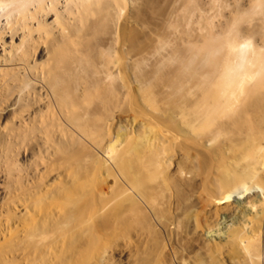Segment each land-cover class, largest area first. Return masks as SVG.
<instances>
[{
    "label": "bare ground",
    "instance_id": "bare-ground-1",
    "mask_svg": "<svg viewBox=\"0 0 264 264\" xmlns=\"http://www.w3.org/2000/svg\"><path fill=\"white\" fill-rule=\"evenodd\" d=\"M138 1L121 22L119 0H0L10 51L22 53L11 69L21 82L16 100L0 104V120L12 111L16 119L14 163L0 165L8 178L0 215L17 229L0 259L81 256L96 242L95 229L113 231L117 218L129 231L149 232L174 264L210 249L231 259L243 250L249 259L239 264H264V0L239 5L218 25L202 17L203 0H166L164 7L156 6L161 0ZM144 8L155 19L153 37L143 31ZM69 15L79 16L76 33L84 30L89 41L87 66L54 54L52 45L74 39ZM35 16L44 30L36 37L39 29L27 27ZM42 38L52 50L43 66L26 58ZM37 89L49 93L52 111L39 127L24 104ZM131 97L139 103L135 114L115 120L108 109ZM119 129L128 135L120 132V143ZM35 146L46 152L42 173L39 160L34 167L22 163L36 158ZM198 177L201 191L193 192ZM184 195L188 210L179 203ZM232 205L248 214L238 234L207 226L212 212L219 217ZM52 207L62 212L56 220ZM154 224L168 242L158 239Z\"/></svg>",
    "mask_w": 264,
    "mask_h": 264
},
{
    "label": "rangeland",
    "instance_id": "rangeland-1",
    "mask_svg": "<svg viewBox=\"0 0 264 264\" xmlns=\"http://www.w3.org/2000/svg\"><path fill=\"white\" fill-rule=\"evenodd\" d=\"M112 1L114 2L115 0H112ZM121 1L123 4L125 3V10H123L121 13L122 19L120 18L121 22H123L125 16H128V12H130L133 9V7L137 6V2L139 3L138 6H140L141 1H138V0H136V1L135 0L134 1L119 0L120 3H121ZM161 1L156 3L157 7L162 6L164 3L166 4V0H164V1L161 0ZM203 1H204V5H203V2L201 4L199 1V4H201V8L204 12L202 17H204L205 19L208 18L207 20L212 21V23L215 25H218L221 22H223L225 19H227L228 17H231L239 5L245 4V2H248L249 0H218L216 3H214L215 2L214 1V2H211L210 4L205 3V0H203ZM165 4L163 5V7L166 6ZM72 9L75 11V8L72 7ZM145 9L146 8H144V12L145 11L147 12V14H146L147 17L146 16H144V17H145V20L147 21V19H148V22H149V19L152 16V15H150L151 9H146V10ZM148 12H149V14H148ZM73 13H75V12H73ZM0 15H1V11H0ZM129 16H130V13H129ZM78 17H79L78 15H69V17L67 19L68 22H66L67 20H65V25L68 26L72 31L75 32L74 39H71V40L65 39V41L60 43L58 46L52 45V47L54 48V54L60 55L58 60H60V61L61 60H72V61H74V60L80 59L83 61L82 64L87 66L92 62V60L89 58V53H87V47H89V46H87V44L89 43V41L87 40V36H82V35H84V30H81V31L76 33V31L79 30L82 26V23H75V24L73 23V19H78ZM94 18H95V15H89V19H94ZM152 18H153V16H152ZM39 19H41V18H39ZM46 19L48 20V23L49 22L52 23L54 17L52 15H50ZM151 20L155 21L154 18ZM151 20L149 23L147 22L143 26V28H144L143 31H144L145 35L150 33L149 35H151V37H153V35L150 32V28H151V26H153L152 24L155 22L152 23ZM0 21H1L0 27H2V29L0 28V38H1L0 39V104L2 103L4 105L5 102L8 104L9 103L13 104L14 101L16 100L17 93L19 91L18 85L21 82H20V77L19 78L17 77L16 79L12 80L11 75L13 72L11 71V69L19 66V64L21 63L20 59H21L22 53L16 52V51H10L11 50L10 49L11 40H10V30H9L10 26H7L3 29L5 21H6L5 16L4 17L2 16L0 18ZM202 21H204V20H202ZM13 22H14V20H13ZM202 23L203 22H201V24ZM36 24H37L36 16L32 21H28V23H27V27H29V28L31 27L33 29H39L36 33H33L34 37L41 35V33L43 35V31H44L41 27H36ZM14 26H15V28L17 27V29H18V31H17L18 34L16 36L17 37L21 36L22 35L21 26L20 25H14ZM75 26L77 27L76 30L74 29ZM134 27H136V26H134ZM194 27H196V25L193 26V29H194ZM136 28H138L140 30V27H136ZM8 32H9V34H8ZM48 38L51 39L50 36ZM44 40H45V38H42L39 42H37V44H38L37 49L34 50L33 47L30 48V50L28 52V56L26 57L28 59V61H31V60L35 61L37 64H40L41 66H43L42 64L47 60V58L49 60L50 57L48 56V54L52 53L51 45H50V47H48V44H45L43 42ZM75 40H76V42H75ZM74 42L77 43L78 45H76ZM18 43H19V38L14 39V44H18ZM3 45H4V50H3ZM32 45H35V44H32ZM119 47H118V43H116V45H114V50L115 51L121 50L122 48L121 47L119 48ZM83 50H84V52H83ZM54 57L56 59V56H54ZM113 60L116 61L115 58ZM59 65H60L59 68L61 69L60 63H58L57 68ZM49 66L51 69H54V67H56L54 63H51V65H49ZM36 92H37V94L32 96V98H30L29 102H28V99H26L24 104H28L29 105L28 108L31 111L29 113V114H31V119H32L30 124H32V125L34 124L36 127H39L38 125H39L40 120L43 119V120H46L48 122L49 118L52 116V111L49 108V105L51 103V101H50L51 98H50L49 93H46L45 89H43V90L37 89ZM36 103H38V104H36ZM137 104H139V103H138L137 99L134 97L123 98L121 100V102H119V104L116 106V108L110 107L108 109V112L110 114H114L115 120L118 117L121 120L122 119L125 120V116L127 119V116L130 118L132 115L135 114V111L137 110V107H136ZM21 106L22 105L20 104V105L14 107L13 109L17 111L18 108L20 109ZM48 108L50 109L49 111H48ZM11 113H13V111L9 112L10 115L7 113L4 117V119L2 118L0 120V165H2V166L5 163L12 165L14 163V160H15L14 154L16 152V146H15L14 136L12 135L13 134L12 133V130H13L12 126L14 123H16V119ZM35 113H36V116H35L36 119H33L32 115ZM24 115H25V113H23V116ZM34 121H36V122H34ZM120 132H122L123 137H124V135H126L124 138H126L128 136L127 134H125L126 131L124 129H119L118 130V138L122 136V134ZM120 139H121V141L123 140L121 137L118 139V142L120 141ZM39 150H40V152H39ZM34 154L36 155V158L30 154V156H28L24 160H22V163L25 164V166H27V164H32L34 167L35 162L39 160L40 164L38 166V169L42 170L41 171V173H42L44 171L43 161H45L47 159L46 158L47 157L46 152H45L43 147L37 148L35 146L34 147ZM98 156H99V154H98ZM32 157L34 160H32ZM27 158H28V161H27ZM33 162H34V164H33ZM201 172L202 173H200V177H202L204 175L205 171L202 170ZM199 179L200 178L198 177V179H197L198 185H195L193 187V189H192L193 192H196L197 190L201 191V185H200ZM66 181H67V179H66ZM7 184H8V178L5 177V174L2 171V168H0V212H2L4 210L3 202L5 203V197H6L5 189L8 187ZM185 198H186L185 195L181 196V199L179 201L180 205H182L181 206L182 209L184 208V210H185V207L187 206ZM183 200H185V201H183ZM47 201H49V200H47ZM58 201H60V200H53V198L51 199V202H53L52 204L58 203ZM183 203L186 206H184ZM46 204H48V202H46ZM227 205H229V204H227ZM64 206H66V205H64ZM64 206H63V204L61 205V207H64ZM67 206H68V210L74 211V209H75L74 205H71V206L67 205ZM221 206H224V205H221ZM52 209L54 210V207H52ZM186 209L188 210V206L186 207ZM197 211H198L197 209L194 211H191L189 213V216L191 214L192 215L197 214V213H194ZM221 213H220L219 217L215 216L213 214V212H212V214H210L211 217L208 219L209 222L208 221L206 222L207 226L209 228L213 227L216 223L217 224L219 223L218 225H219V228H221V231H224V230L226 231L227 229H229L231 227L233 233L238 234V232L240 231V228L242 227L241 222H243V220H246V222H247L246 216H248V214H246V212L244 213V212H241L240 210H236L234 205L229 206L228 209L222 210ZM223 213H225V214H223ZM58 215L59 216L62 215V212H60V209L54 210V217H52L51 220L52 219L56 220ZM6 221H7V215H6V213H2L0 215V255L3 252L9 251L8 248L10 246L13 247L14 236H15L16 231H17V229L14 227L15 225H12L11 222L8 224V222H6ZM120 223H122V221ZM120 223L117 220V218L114 219L113 231H111V230H109V231L103 230L102 231V230H99L98 228H96L94 231V234H93V235H95L94 240H96V242L91 247L89 246L90 251H88V252L85 251V253L82 252L81 256L76 254L71 259H68L65 256H63L62 258L58 257L55 259H20V258L11 259L10 256L7 255L6 256L7 259H0V264H2L1 261L2 262L4 261V264H174L172 262V260L166 259L165 253L163 251L158 249V247L155 245V243H157V242L151 241V239L149 238V234H150L149 232H145V234L142 235V233L139 231V229H133V230L129 231L126 229V227H124ZM214 228H215V226H214ZM153 229H154L155 233L157 234L156 236L158 237V239L162 235L160 237L162 243L168 242L167 235H165V233L162 232L161 229L158 228V226H156L154 224ZM78 230L79 229H77V228L71 229L63 237H67V236L69 237V235L71 233H75ZM83 245H84V242L78 248H81ZM168 245L165 248L169 249ZM158 250L161 252L160 254H157L159 252ZM80 251H81V249H80ZM52 255H53V253H52ZM189 258L190 259H186L189 264H228V263L229 264H239L242 262V259H249V258H246L243 250L237 251L236 252V258L231 259L227 256V254L225 252L223 255H218L215 252V250H211V249L209 251H206L205 253L202 251H201V253L198 252L197 254L194 255V257L192 254V255H190ZM227 258L229 260H227Z\"/></svg>",
    "mask_w": 264,
    "mask_h": 264
}]
</instances>
